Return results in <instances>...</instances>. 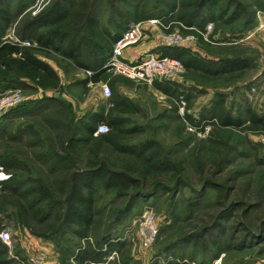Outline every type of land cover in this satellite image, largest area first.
Segmentation results:
<instances>
[{"label":"trees","instance_id":"1","mask_svg":"<svg viewBox=\"0 0 264 264\" xmlns=\"http://www.w3.org/2000/svg\"><path fill=\"white\" fill-rule=\"evenodd\" d=\"M155 1L151 11L157 15L147 13L144 0H52L37 16L28 15L18 24V44L0 37V93L14 88L56 94L67 90L56 70L40 58L51 52L62 57V61L57 58L58 63L68 74L94 72L85 83L76 82L77 86L109 78L113 84L133 85L129 79L113 78L103 67L132 22L153 18L184 34L196 33L191 28L203 30L209 23L216 26L214 32L225 38L224 43L213 46L222 60L206 63L184 47H165L162 54L182 60L188 71L207 73L209 77L201 76L202 80L237 81L254 69L248 55L254 53L253 48L237 42L254 29L258 12H264V0ZM154 87L172 104L159 115L165 117L168 111L170 119L178 123L167 152L148 136L150 129L161 125H130L141 108L135 100L115 93V86L105 114L87 112L77 119L60 94L27 100L7 114L2 121L41 109L39 112L53 115L60 128H68L70 135L63 144L58 137L61 146L54 147L65 154H35L36 160L30 164L28 153V160L20 159L23 151L44 149V141L37 139L27 145L23 140L27 129L21 125L17 135L6 126L0 129V146L6 152L0 155V166L11 176L0 182V230L8 219L29 229L36 238L53 240L61 264H127L123 257L126 225L141 204L167 196L174 222L184 219L193 223L189 231L182 230L180 244L213 252L211 262L223 255H241L250 262L264 258V156L257 146L256 154L248 151L254 149L249 134L264 133V115L248 103L246 95L243 103L228 107L229 95L217 92L199 120H217L212 137L188 149L185 122L176 103L181 96L189 101V96L171 82H156ZM249 87L245 86L251 90ZM188 119L196 123L190 115ZM101 124L110 130L96 137ZM50 127L53 131L57 128L55 124ZM243 158L251 162L239 163ZM190 159L198 164L193 165ZM193 168L197 188L190 182ZM177 248L168 247L164 253L173 254ZM114 254H119L118 260L111 259ZM173 256L153 264H180L179 256ZM0 264H20L9 256L1 240Z\"/></svg>","mask_w":264,"mask_h":264},{"label":"rangeland","instance_id":"2","mask_svg":"<svg viewBox=\"0 0 264 264\" xmlns=\"http://www.w3.org/2000/svg\"><path fill=\"white\" fill-rule=\"evenodd\" d=\"M144 1L146 2L143 4L148 8L146 10L147 13H149L150 15L151 14L157 15V13H153L154 10L151 11L157 2L155 0H144ZM261 13H264V12L259 11L257 14V21H256L257 23H258L259 15ZM257 23L254 29L256 28ZM214 29H216V26ZM197 41L198 39L196 40V43ZM217 43H220V42H217ZM221 43H224V41H222ZM243 44H246L247 46H250L253 48L254 53L248 54V55L250 57V61L252 65L254 66V69L250 70L249 73H247L246 75H244L241 79L237 81H227L226 79H225V82H222L220 80L207 81L208 82L207 85L211 89L223 90L224 94L229 95L227 98L228 103H229L228 107L234 104L236 106L238 103H243L242 97L243 95H246V97L248 98V103L252 105L253 107L259 109V112H262L261 114L264 115V34H257L250 41L243 43ZM185 75H186V69H185V73L181 77H184ZM112 76L113 78H116V77L124 78L121 76H114V75ZM75 84H72L70 86L68 85L66 86L64 84L63 86H65L67 90H61L59 94L62 96L64 100H66L72 106L73 112L76 114L77 119H81L82 118L81 114L85 113V109H87L89 106H92L90 105V102H92L93 99L90 98L91 93L88 91L89 90L88 88L83 90L84 89L83 86L79 87ZM136 84L134 83V85H130V84L121 83V82L116 83L115 93L119 94L121 97L122 96L128 97V95L131 96L129 98H132L133 100H135L138 106L141 108L140 112L137 115L132 117V122L130 123V125H133L134 123H136L140 125L153 124L156 127H158L159 125L162 126L155 130L150 129L148 136L153 137L155 140H158V142L161 143V149L167 152L168 148L172 145L173 140L175 139L174 135H175V131L177 130L178 123H175L174 119L172 120L170 119L168 111L165 117H161L160 115L162 114L164 110L171 109V106H172L171 101H169V98L167 96H164V95L159 96L158 94H154V92L151 91L152 86L146 85L144 83H139L137 85ZM248 84H250L249 88L251 90H248L245 88V86ZM73 87H76V89ZM18 89H21L23 91L26 97L25 102L27 100H41L46 97L45 93L42 94L39 91L25 90L23 88H18ZM65 91L67 92L69 96L63 95V92ZM92 91H97V89H93ZM113 94H114V89H113ZM216 95L217 94H215L214 96L210 98L201 97L202 99L200 97L193 96L191 101L190 99L189 101L187 100L188 115H190L196 122H199V120H201V117L205 115V112L210 109V106L213 103ZM108 106L110 107V105H107V107ZM38 108H42V107L38 106ZM33 111L30 113L25 112L26 115L24 116L18 115L17 113L16 115H13V117H11L10 121L6 122V128L14 134L17 133L18 127L20 125L23 128L27 129L26 134L23 135L24 136L23 140L24 142H26V144L30 143L33 140H37V139L44 141L43 143L44 149L37 148L33 150V148H30V149L28 148L27 149L28 151L27 150L23 151L24 149H22L24 154L21 155L20 159L25 161L27 159L26 154L28 153L29 156L31 157L30 164H34L36 160V159L35 160L33 159L35 154H41V153H47V154L51 153L52 154L54 152H57L58 153L57 155L65 154L63 152V149L61 150L58 147L61 146L59 144L60 142H62L63 144L68 141L69 135H70L69 129L60 128L59 124L56 123V121H53L55 120V117L53 115H50L52 116V118H50V116L47 115L46 112L44 113L39 112L41 111V109H37L34 112ZM178 113H179V110H178ZM158 116H160L161 118L160 117L157 118ZM63 118H62V121L64 122ZM52 121L53 123H51ZM182 121L184 122V120ZM192 123H195V122H192ZM51 124H55L57 126L55 131L51 129L50 127ZM64 124L67 125V123H64ZM213 129L214 127L212 128V130ZM28 130L29 131L31 130V131L28 132ZM212 134H213V131H211L210 134L206 138L199 137L197 135H194L193 133H190L187 130V126H186V130L184 131V136H187L189 140L190 145L188 149L191 147L196 148L199 144H202L204 141L212 137ZM261 134L263 133L249 134L248 136L249 142L252 143L251 147L254 148L252 149V153H251V150H248L249 154H252V155L256 154V150L258 147L260 154H261L260 156L262 157L264 156L263 155L264 154V143L262 142L263 140H262V137L260 136ZM58 137H60L59 143L56 142ZM4 138L9 139V137L7 136ZM53 143H55L56 145H53ZM17 146L18 144L16 142V147ZM55 146H58L57 148L59 149V151L55 150L54 148ZM5 153L6 152L3 151V147L0 146V155L5 154ZM0 161H1V158H0ZM27 162L29 163V161ZM250 162L251 160L244 159V158L239 161V163L243 165L249 164ZM192 164L197 165L198 162L194 159L192 160ZM0 168H3V166H0ZM195 168L191 169L193 176L190 178V182L194 185L195 188H197L196 181L198 180V178H197V174H195L196 172ZM6 174L8 173L6 172ZM0 188H1V184H0ZM168 200L169 199L167 196H161L156 199H151L148 203L145 202L144 204H141L140 208L137 210L136 216L132 218L129 224L126 225L125 232H124L125 234L123 236V240H125L126 242V247L123 251L124 252L123 257H124V261L127 262V264H153L155 260L171 259L174 257L173 254H176V256H179V260H181L180 264H264V258H260V259L250 262V260L248 259L246 260L245 258L243 259L241 255L231 256L229 258L223 255L222 258H220L218 261L211 262L209 258H212L214 254L213 252H208L201 248L193 249L192 247L184 246L182 243L180 244L179 240L181 239L182 232L185 230L186 232L189 231L193 223H190L191 221L189 222L187 220L182 221L184 219H182L181 221L174 222V219H172V216H171L170 202ZM147 206L152 207L153 213L156 216V221L158 223V228H159V238L157 242L155 243V245L152 247V249L149 251H146L141 247V243L137 235V222L139 221V219H141V217L145 213ZM1 228L2 229L8 228L12 230L14 239H15V244H16V252L18 253L22 252L20 249L21 243H23L22 241L28 243V241H26L27 236L36 239V237H34L31 234L29 229H27L24 226H20V225L17 227L15 226V223L13 221H10L8 219L3 220V224ZM37 239L42 244H45V246H47V249L48 247L52 248V250L56 253L57 258H58L57 246L53 240H45V239H40V238H37ZM178 246L180 247V249L177 248ZM168 247H176L177 251H175L173 254L167 253V252L164 253ZM20 256H24V254ZM112 258L115 260H118L119 254H114ZM241 259H243L244 261Z\"/></svg>","mask_w":264,"mask_h":264},{"label":"built area","instance_id":"3","mask_svg":"<svg viewBox=\"0 0 264 264\" xmlns=\"http://www.w3.org/2000/svg\"><path fill=\"white\" fill-rule=\"evenodd\" d=\"M47 0H38L39 6L45 4ZM156 26L163 31L162 44L165 47H184L191 48L195 46L198 36L202 37L206 42L217 44L212 40L215 25L209 23L203 30L191 28L196 33L183 34L178 30H171L172 24H166L161 19H152L145 22H132L129 28L115 42L111 56L103 70L114 76H121L132 81L144 83L149 86L155 85L156 82H170L180 78L185 73V65L182 60L171 56H162L155 53H146L141 56L136 62H128L124 59L127 49L141 43L145 36V25ZM264 34V13H261L258 18L256 28L251 31L245 38L237 43H246L255 35ZM89 76L94 75V72L89 71ZM101 91L106 99H110L113 95L112 88L109 84L101 85ZM25 95L21 89H12L5 93H0V122L12 110L21 106L25 102ZM179 114L184 120L187 130L199 137H207L217 120H205L192 123L188 119L187 99L181 96L177 101ZM109 127L106 124L98 126L95 136L107 134ZM264 143V133L260 135ZM10 175L6 174L3 168H0V182L6 181ZM137 235L139 237L141 247L149 251L155 245L159 238V228L156 221V216L153 213L151 206L146 207V211L137 222ZM0 240L8 247L9 256L17 260L20 264H61L58 260H50L39 254L28 253L22 257L16 252V244L14 235L11 229L4 228L0 230ZM111 259H113L111 257ZM96 264V263H91Z\"/></svg>","mask_w":264,"mask_h":264},{"label":"crops","instance_id":"4","mask_svg":"<svg viewBox=\"0 0 264 264\" xmlns=\"http://www.w3.org/2000/svg\"><path fill=\"white\" fill-rule=\"evenodd\" d=\"M52 0H47L45 4L42 6H39L38 0H0V37L3 38L4 42L7 43H17L18 40V24L25 19L26 16L30 15L31 17L37 16L39 13H41L44 8L51 2ZM5 17L6 18L5 20ZM7 22H9V26L7 25ZM24 29V28H23ZM175 30H179L178 28H175ZM145 32L146 36L144 40L139 43L138 45H135L133 47H130L126 50L124 59L128 62H136L138 59L141 58L142 55L146 53H155L157 55H162L165 51V46H163V31L161 28H158L156 26H151L149 24L145 25ZM22 33V31H21ZM212 40L215 42L224 41L225 38L220 35L219 33L213 32L212 34ZM203 42H206L203 39ZM25 46H30L29 42H23L22 43ZM211 44V46L205 45L204 43H200V40L198 38L197 43L195 46L189 48L191 52L195 56H199V58H202L203 60L207 62H218L219 60H222V56L219 57L215 54V48L213 46H216L217 44ZM15 58H18V54H14ZM40 58L42 61L46 62L47 64L51 65L58 75L61 78L62 85H72L76 82H84L90 78L88 75V70L83 71H75L71 73H67L58 63L59 61H62V57L58 56L55 53L51 52L50 56L46 55H40ZM58 58V59H57ZM107 63V62H106ZM92 72V71H91ZM188 76L180 77L177 79H174L171 82V84H174L179 91L187 93L189 96L190 101L192 100V97H203V98H210L214 96L217 92H223V90L220 89H211L207 85V81H211L208 79H201V76H205V78L209 77L207 73H202V71H199L195 73V69H190L189 71L186 70ZM189 72V73H188ZM193 76L197 77L198 80L193 79ZM18 79V77H16ZM1 80V77H0ZM25 80V79H24ZM27 80V79H26ZM73 80V81H71ZM73 82V83H72ZM112 79L109 78L108 80L100 79L98 82L90 81L87 86H83V90L86 89V87L89 89L88 91L91 93L90 98L93 99L92 102H90V105L87 109H85V113H82L81 116L83 117L87 112L99 114V113H107L108 107L107 102L109 99H106L101 91V85L102 84H109L110 87H114L115 83H112ZM134 82V81H133ZM72 83V84H71ZM135 84L137 82H134ZM139 84V83H137ZM136 84V85H137ZM134 85V84H133ZM65 87V86H64ZM80 87V85H79ZM111 87V88H112ZM76 89V87H73ZM16 89V88H14ZM93 89H97V91H92ZM12 90V89H10ZM9 91V90H8ZM42 94L45 93L46 97L48 96H57L59 93L56 94L54 91H42L38 90ZM151 91L154 92V94H158L159 96H166L162 91L158 90L156 87L152 86ZM44 94V95H45ZM63 95H68L67 92H63ZM69 96V95H68ZM131 97L128 95V98ZM132 99V98H130ZM202 99V98H201ZM200 100V99H199ZM109 105V104H108ZM11 117L9 119H6L2 121L0 124V129H2L4 126H6V122L10 121ZM26 241L28 243L22 241L21 243V254H24L26 256L28 253H36L39 254L47 259L50 260H58L56 253L52 250V248L47 249V246L45 244H42L37 238H31L27 236ZM22 256V257H24Z\"/></svg>","mask_w":264,"mask_h":264}]
</instances>
